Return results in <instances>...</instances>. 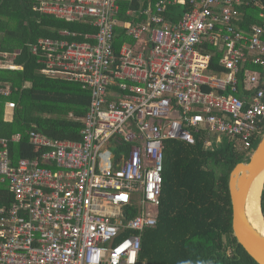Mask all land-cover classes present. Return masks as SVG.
I'll return each mask as SVG.
<instances>
[{
  "label": "built area",
  "instance_id": "obj_1",
  "mask_svg": "<svg viewBox=\"0 0 264 264\" xmlns=\"http://www.w3.org/2000/svg\"><path fill=\"white\" fill-rule=\"evenodd\" d=\"M120 1L34 0L40 14L96 28L82 42L29 45L41 74L76 82L90 101L79 141L31 130L35 156L12 163L8 146L21 136L0 139L10 194L0 264H137L142 233L157 224L164 142L211 149L225 137L249 157L264 132V7L259 24L238 27L240 8L259 0H158L130 24L118 21ZM171 4L188 9L171 21ZM116 27L130 41L115 46ZM205 45L222 53L213 70ZM16 55L1 53L0 69H21L8 63Z\"/></svg>",
  "mask_w": 264,
  "mask_h": 264
},
{
  "label": "trees",
  "instance_id": "obj_2",
  "mask_svg": "<svg viewBox=\"0 0 264 264\" xmlns=\"http://www.w3.org/2000/svg\"><path fill=\"white\" fill-rule=\"evenodd\" d=\"M156 1H120L118 21L129 24L144 21L137 12ZM262 6L264 0L240 8L242 21L238 27L259 24ZM33 7L34 0H0V54L17 52L8 63L21 67L0 69V84L11 90L8 99L0 97V139L10 140L16 134L21 136L18 142L9 143L12 163L21 157L35 156V149L28 143L31 130L52 140L79 141L80 119L90 101V92L76 82L41 74L42 65L31 55L29 45L38 38L82 42L83 36L94 34L96 28L43 15ZM178 10L181 13L187 9L167 8V17L171 16L174 21ZM131 11L134 14L127 16L126 13ZM61 31L77 36L61 37ZM123 33L124 28H115V46L130 41ZM209 52L214 55L209 65L213 70L220 53L214 48ZM7 100L15 103L10 120L5 119ZM246 158L224 137L211 149H204L201 141L194 145L165 141L157 224L142 233L137 264H257L244 253L231 231L228 177L234 166L245 162ZM9 201L7 183L0 182V207ZM259 208L264 219V180Z\"/></svg>",
  "mask_w": 264,
  "mask_h": 264
},
{
  "label": "water",
  "instance_id": "obj_3",
  "mask_svg": "<svg viewBox=\"0 0 264 264\" xmlns=\"http://www.w3.org/2000/svg\"><path fill=\"white\" fill-rule=\"evenodd\" d=\"M246 159L245 162L236 164L228 177L231 231L244 253L257 264H264V229L254 226L247 212L251 185L264 173V132Z\"/></svg>",
  "mask_w": 264,
  "mask_h": 264
},
{
  "label": "bare ground",
  "instance_id": "obj_4",
  "mask_svg": "<svg viewBox=\"0 0 264 264\" xmlns=\"http://www.w3.org/2000/svg\"><path fill=\"white\" fill-rule=\"evenodd\" d=\"M151 6L152 5H149V7ZM172 6L173 4L166 6V8H170ZM263 178H264V173H262L253 182L249 190L248 199H247V207H248L247 212H248L249 220L252 222L254 226H256L259 229H264V220L261 215L260 208H259L260 193L262 189Z\"/></svg>",
  "mask_w": 264,
  "mask_h": 264
},
{
  "label": "crops",
  "instance_id": "obj_5",
  "mask_svg": "<svg viewBox=\"0 0 264 264\" xmlns=\"http://www.w3.org/2000/svg\"><path fill=\"white\" fill-rule=\"evenodd\" d=\"M157 1H158V0H157ZM182 7L188 9L186 6H181V7H179V9H182ZM179 13H180V10H178V14H177L176 11H175V14H174L175 20L177 19L178 15L181 14V13H180V14H179ZM241 15H242V14H241ZM175 20H174V21H175ZM240 21H242V17H241V20H240ZM210 48H214V51H215V52H218L217 49H216L214 46H211V45H205V46H204V49H203L202 52H203V53H208V54H210L211 56H214V55H213V52H211V53L209 52ZM218 53H220V57H221V56H222V53H221V52H218ZM38 64H39V63H38ZM39 65H41V64H39ZM41 68H42V67H41ZM39 71H40V70H39ZM40 73H41V71H40ZM71 117H72V116L69 115V118H71ZM5 119H6V120H10V119H11V113H10V112H7V113L5 112Z\"/></svg>",
  "mask_w": 264,
  "mask_h": 264
},
{
  "label": "rangeland",
  "instance_id": "obj_6",
  "mask_svg": "<svg viewBox=\"0 0 264 264\" xmlns=\"http://www.w3.org/2000/svg\"><path fill=\"white\" fill-rule=\"evenodd\" d=\"M225 138V137H224Z\"/></svg>",
  "mask_w": 264,
  "mask_h": 264
}]
</instances>
